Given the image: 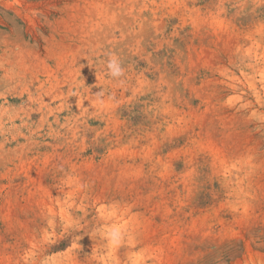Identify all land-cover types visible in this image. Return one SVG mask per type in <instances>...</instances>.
Segmentation results:
<instances>
[{
  "label": "rangeland",
  "instance_id": "1",
  "mask_svg": "<svg viewBox=\"0 0 264 264\" xmlns=\"http://www.w3.org/2000/svg\"><path fill=\"white\" fill-rule=\"evenodd\" d=\"M0 264H264V0H0Z\"/></svg>",
  "mask_w": 264,
  "mask_h": 264
}]
</instances>
